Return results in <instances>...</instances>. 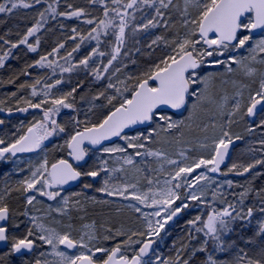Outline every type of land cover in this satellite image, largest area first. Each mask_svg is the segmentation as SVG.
I'll use <instances>...</instances> for the list:
<instances>
[{
	"label": "snow or ice",
	"instance_id": "6c2138e0",
	"mask_svg": "<svg viewBox=\"0 0 264 264\" xmlns=\"http://www.w3.org/2000/svg\"><path fill=\"white\" fill-rule=\"evenodd\" d=\"M89 3L102 8L103 18L91 17L85 9L73 8L70 3L66 4L67 11H60L61 0L0 2V14L5 15H11L18 9L42 7V10L37 11L38 18L17 42L0 36V41L8 45L7 51L0 54V68H3L5 62L12 56V50L21 45L26 46L30 53L38 52L41 42L38 34L48 23L49 17L52 20H56L57 17L66 19L88 17L83 22L92 26L87 35L80 33L75 27L71 29L74 35L69 39L76 41L79 38V42L75 43L65 56L60 57L65 64L49 59L59 55L61 49L65 48V43H59L50 52L40 55L32 64L26 65L21 70L19 75L31 76L29 69L37 67L51 69L50 75L40 76L31 84L19 85L20 89H30L31 96L38 99L36 102L25 99L24 103L27 107L17 110L27 112L30 108L38 109L43 115L10 143L0 139V162L7 163L18 153L40 149L44 141L65 132V127L57 122L56 116L62 109L74 107V93L77 88L73 87L70 91L59 95H54L53 90L64 83L63 73H71L83 68L88 70L97 81L108 80L105 90L94 96L93 100L104 97L112 108L99 122L85 123L82 130L70 135L66 141L68 155L78 163L86 162L89 150L84 145L87 142L94 148L100 146L99 151L103 154L109 156L121 154L116 157L120 167H109L108 160L101 158L98 167L81 172L67 159L57 160L50 168L45 159L34 170H30L29 177L20 181L21 187L16 191L38 193L39 196L47 197L51 201L59 197L63 207L53 208L49 205L48 213L49 215L52 212L64 214L70 198L61 196L59 190L50 189L67 185L81 176L97 178L101 173H105L103 186L97 188V192L122 197L125 200L131 198L136 204L129 206L137 213H142L140 205L155 210L151 213H142L148 223L146 232H133L128 235L117 229L113 235L112 229H107L109 235L104 236V240L114 239L115 236H127V239L111 248L93 244L97 236L91 231L74 236L71 231H58L57 228L47 226L37 217L31 216L32 226L27 229L26 234L12 238L11 253H31L39 241L46 245L50 252H41V258H37L34 264H149L144 257L154 243L150 237L159 236L168 221L190 207L189 201L208 206L218 201L224 207L220 209L212 207L206 218L197 215L188 221V241L180 244L174 260H163L160 264H264V219L258 220L253 235L241 237L246 245L256 247L255 256H249L247 251L239 249L232 261L222 262L215 255V253H230L237 247L236 241L227 239L236 231L234 226L237 223L241 224L240 231H243L252 225L255 212L264 215V189L256 192L260 197L258 207H245V200L252 191L251 188H245L240 193H232L233 200H229L224 188L225 186L229 189L233 188V181L218 183L209 175V173H221V165L225 164L229 156L230 145L234 140L226 130V126H230L233 123L232 118L240 112L243 89L247 87L238 80L224 77L239 73L244 77L252 78L258 73L253 64L264 65V0H183L184 7L180 9L182 24L186 29L183 38L168 41L163 36H156L152 39L148 44L149 48L163 43L171 49L170 54H166L158 63H154L147 71L136 77L135 84L131 87L125 81H119L123 89L111 82V75L105 77V74L114 67V62L131 55V50L127 47L129 37L134 39L138 33H147L150 29L161 25L167 27L166 13L172 8L178 9L179 6L174 0H89ZM190 8L195 9L194 15L189 12ZM257 30L262 34L260 38L255 39L253 33ZM33 37L34 43L30 42V38ZM89 41H95V46L73 63L74 53L80 52L85 42ZM134 42L138 44L139 40ZM101 45L104 47L102 48ZM240 50H246L247 55L233 54ZM135 51L140 52V48H135ZM105 57H107L106 63L103 61ZM97 60L100 61L99 64L96 63ZM57 69L61 78L49 83L56 77ZM119 71L120 68L115 67V72ZM16 78L19 79V76ZM14 82L9 81V83ZM229 83L235 89L232 95H229L224 88V85ZM38 86H42L39 92ZM108 89H114L115 94H106ZM12 95L15 96L16 93ZM113 101H117V104H113ZM46 105L51 106L45 107ZM181 110L188 112V121H193L201 114L208 117V122L197 126L205 133L210 129L213 130V135L205 136L203 141H198L195 145L204 150L206 155L193 158L182 149L178 153L180 159L177 160L163 150H154L148 146L149 143L156 142L160 132L171 134L173 130L180 134L179 137H174V142L185 143L181 131L185 121L173 119L175 112ZM258 110L264 111V72H259L258 90L249 93L246 115L254 117ZM170 111L172 114H169ZM218 119L224 122L218 124ZM3 123L4 121L0 120V124ZM76 123L78 125L80 122L76 121ZM136 125H147V128L136 135L125 134L126 129ZM260 126L264 127V120L260 122ZM217 128H219L218 134L215 131ZM251 130L250 128L249 131ZM113 137L124 140L125 146L102 145V142L110 141ZM235 139L239 140L241 137L237 136ZM260 144L264 146V140H261ZM129 149L133 151L129 153ZM134 157L145 159L137 162ZM147 158H151V162ZM152 162L157 165L155 168L152 167ZM125 165L131 166L134 174H143L147 185L146 191L139 187L138 179L136 182H128L126 178L112 176V173H123L126 177L129 169L125 168ZM256 165H264V160L257 159L253 163L239 166L242 167V171H237V174L244 175ZM237 168L238 165L234 163L228 172ZM221 174L227 175V173ZM112 180L117 182L112 183ZM90 187L91 184L84 185V188ZM209 194H211V202L206 199ZM34 202H40L36 195L26 196L27 205H33ZM75 204L78 205L79 201H75ZM23 215L27 216L28 212L25 211ZM9 217V207L0 196V222L7 221ZM149 217L157 219L153 223ZM51 223L58 224L59 221L53 217ZM15 227L19 228V225ZM134 236L144 239L134 240ZM8 239L7 225L0 224V242H7ZM132 245H139V249L129 256L126 249ZM157 260L159 261V257ZM25 264L28 262L26 261Z\"/></svg>",
	"mask_w": 264,
	"mask_h": 264
},
{
	"label": "rangeland",
	"instance_id": "374dc122",
	"mask_svg": "<svg viewBox=\"0 0 264 264\" xmlns=\"http://www.w3.org/2000/svg\"><path fill=\"white\" fill-rule=\"evenodd\" d=\"M2 2V0H0ZM70 3L73 5V8H83L87 13L91 14V17L98 18L100 15L102 8L99 5H92L89 3V0H61L60 11H67L66 4ZM175 4H178L179 8L170 9L165 16V19L168 20V26L165 27L161 25L155 29H150L149 32L145 33L143 36V40L141 44L140 51L142 54L146 55V57L151 56V49H158L159 51L170 54L171 49L161 43L159 46L153 45L152 48L148 47L151 40L156 36H163L168 41L173 39H181L183 38L186 29L182 24L183 17L181 16L180 9H183L184 4L183 0H174ZM46 6V5H45ZM42 10V7L38 6L36 9H18L11 15H3L10 19L8 23V28L5 30L7 34H5V39L17 42L23 34L26 32L27 28L32 26L37 19V11ZM189 12L194 15L195 9L190 8ZM103 14L100 15L99 18L102 17ZM88 17H81L78 19H66L64 17H57L56 20H52L49 17L48 23L45 25L44 29L38 34L40 37V45L37 53H32V55L39 56L43 52H48L51 50V44L56 43L58 39H68L69 35H74L72 32L69 33V30L66 31L68 25L76 26L79 32L86 33L89 31V25L84 23L83 21ZM191 18V17H189ZM63 25V27H61ZM262 34V33H261ZM261 34L254 36L255 39L260 38ZM1 35V34H0ZM65 40V39H64ZM30 42L34 43L35 38H30ZM79 39L76 41L68 39L65 43V48L61 49L60 54L58 56H65L67 52L71 51L75 46V43H78ZM94 47L93 44H89L87 46H82L81 51L77 53L76 59L77 61L82 58L90 49ZM8 45H4L2 41H0V54L3 51H6ZM15 52L20 55L25 54L27 52L26 46L19 47L17 51L12 50V57L15 56ZM236 55H247L246 50H240L237 53H233ZM100 63L99 60L96 62ZM7 63L5 62V66ZM4 66V67H5ZM0 68V85L4 84L5 70ZM137 67V66H136ZM135 68H129L126 70L124 74H119L115 78L111 79V82L116 84L118 87L123 89V85L119 84V81H125L129 87L132 86L133 83V74L136 70ZM253 67L257 68L258 73L255 77L248 78L244 77L242 74H234L231 77L225 76V79H235L240 81L242 84L247 85L243 89V98L241 100V110L238 112L232 119L233 123L230 126H226V130L230 132L233 138L237 137L241 134V130H245L248 124H251L248 120V124H245L244 118H247L246 115V106L248 104V96L250 92H254L258 90L259 87V72H264V65L253 64ZM223 71V69H220ZM40 76H47L45 72L42 70H38L33 76H23L20 78L21 83L27 82L25 79L28 78V82L31 84L34 80ZM131 77V78H129ZM30 79V80H29ZM14 81H17V78H14ZM108 80L106 83L99 85L94 88L87 87L86 89L74 93V100L72 109H62L61 112L56 116L57 122L65 127V132L59 133L50 137L45 142V147L39 151L38 153H34L31 155H21L19 157H12L10 162L4 163L0 162V196L3 197V202L8 205L11 209V220L9 223V228L11 229V237H22L26 234V231L29 227L32 226L30 217L35 216L38 218L40 222L45 223L47 226L55 227L58 231H71L74 236H79L83 232L91 231L97 236V240L93 241V244H99L100 246L111 248L115 246V244L120 243L121 241L127 239V236H115L114 239L104 240L103 237L109 235L107 229H112V234L114 235L117 229H120L126 232L128 235H131L133 232L140 233L146 232L148 230V223L145 220L142 213H151L155 209L145 208L140 205L142 208V213H137L133 207H130V204H136L135 201H132L131 198L128 200L123 199L118 196H108L106 193L97 192L96 189L103 186V179L105 178V173H101V176L98 179L93 180L90 177L84 176L82 184L72 190L65 189H50V190H59L61 191V196L69 197V205L67 206V210L64 214H60L57 212H52L51 215L48 213V206L51 205L53 208L63 207L62 201L58 197L55 201L48 200L47 197H41L38 193H23L22 191H16L17 188H20V181L24 180L26 177L30 176V170H34L36 166L42 163L45 159L48 161L49 168L52 163L61 158H68V148L66 146V141L70 138V135L74 134L77 131L78 127L83 128L85 123H97L104 118V116L108 113L110 107L112 105H108L107 101L104 97H101L99 100H93V97L96 96L99 92L104 91L107 86ZM73 88V86L61 84L57 86V89L53 90L54 95H59L63 92H68ZM225 90L229 95L234 94L235 89L232 87L231 83L224 85ZM3 88L0 87V120H3L4 123L0 124V139L5 140L7 143H10L14 139H16L19 135L23 134L27 127L31 126L37 120L42 118V112L38 109H29L27 112H20L17 109L27 107L24 103L25 99H32L33 102H36L38 98H33L31 96L30 90L26 94L25 97L19 94L20 88H15L13 93H16L15 96L12 94L9 95V92L2 91ZM16 90V91H15ZM108 95L115 94L114 89H108ZM129 93H124V95H128ZM71 99V98H70ZM119 99V97H118ZM115 101H113L114 103ZM51 105H46L45 107H50ZM191 105L189 104V107ZM12 111L9 112L8 110ZM99 118L93 120V118L99 115ZM172 114V113H169ZM188 112L185 111L182 115H173V119L180 121H185V126L181 129L183 132L182 139L185 143L176 144L174 142V137H179V132L173 130L171 134H166L163 132L159 133V136L156 138V142L149 143V147L154 150H163L167 152L171 158L179 160L180 157L178 153L183 149L186 151V154L193 157L198 158L200 155H206L207 153L195 147L198 141H203L205 136L211 137L213 135V130H209L207 133L200 130L197 125L208 122V117L201 114L198 118L193 121H188ZM264 120V111L258 116L255 123L251 126H248V131L251 128L250 136L244 140L243 144L237 149L235 155L230 161L229 165L221 169V173H227V175H223L221 173H209L218 183H223L226 180L233 181L234 187L229 189L225 186L224 191L228 193V199L233 200L232 193H240L245 188L252 189L253 179H250L248 176L253 173H245L244 175H238L237 171H242V167L249 163H253L255 159H258L261 156H264V146L260 145V141L264 140V127L260 126V122ZM76 121L80 123L77 125ZM95 121V122H94ZM218 124L223 123V120L218 119ZM255 124V125H254ZM147 128V127H146ZM146 128L138 129L134 132L128 133L126 135L132 136L136 135L141 131H145ZM216 133H219V128H217ZM254 133H257V138L254 137ZM168 141H172V143H168ZM210 143V140L208 141ZM126 142L122 139L118 141L105 145L104 147H112L116 145L125 146ZM129 153L133 150L129 149ZM91 159L87 165L84 166V172L90 170L93 167H98L100 163V159H107L109 167H120V163L117 162L116 157L121 154H115L109 156L107 154L101 153L99 150L91 151ZM137 162L145 159L143 157H134ZM151 162V158H147ZM237 164V170L232 172H228V169L232 166V164ZM157 165L152 162V167L155 168ZM128 168L129 171L125 177L123 173H112V176H120L121 178H126L128 182H136L139 180V187L142 190H147L146 182L143 179V174H134L131 166H124ZM259 167H256L252 170H255ZM112 183H116V180H112ZM85 184H91L92 187L84 188ZM215 187V186H213ZM256 190L252 189L249 193L248 197L245 200V207H258L260 197L256 195ZM36 195L39 203L34 202L33 205H27L26 196L27 195ZM208 201H212L211 194L206 198ZM75 201H79V204H75ZM179 204V201H177ZM190 207L182 211V216L185 213L190 212L193 209H198L200 211L199 215H204L202 212H205L204 217L206 218V214L211 211L212 207L216 209H220L224 207V205L220 204L218 201L212 202L211 206L199 204L198 202L189 201ZM27 211L28 215H23V213ZM107 216V217H103ZM181 216V217H182ZM55 217L59 223H51L52 218ZM180 217V218H181ZM153 220V223L157 219L156 217H149ZM264 219V215L260 214L258 211L254 213V218L252 220V225L248 228H245L243 231H240L241 224H236V231L229 235L227 239L234 240L237 243V247L231 250L230 253L224 254L221 259L222 262L232 261L234 257L237 255L239 249H244L247 251L249 256H255L257 254V249L253 245H246L241 239V237H248L253 235L258 220ZM19 225V228L15 227V225ZM71 225V228H69ZM85 225H91V228H85ZM172 223L168 221L165 224L164 229L160 231L159 236H152L150 239L156 241V248L153 254L145 259L149 262V264H160L161 261L164 260V253L161 250V245L166 237ZM134 240H143L144 237L134 236ZM12 242V241H11ZM139 245H132L126 249V253L131 256L135 251H138ZM11 249V243H10ZM7 250L2 255H0V259L2 260V264H25L27 261L28 264H34V261L40 257L41 252H50V249L43 245L41 242L37 241V247L33 251L32 254L17 258L15 254H12L11 251ZM63 250V249H62ZM71 254V253H69ZM159 257V261L157 260ZM52 259V257H48Z\"/></svg>",
	"mask_w": 264,
	"mask_h": 264
},
{
	"label": "trees",
	"instance_id": "16d2710c",
	"mask_svg": "<svg viewBox=\"0 0 264 264\" xmlns=\"http://www.w3.org/2000/svg\"><path fill=\"white\" fill-rule=\"evenodd\" d=\"M101 14H103V10L101 11L100 15ZM100 15L98 16V18L100 17ZM80 19H78V20H80ZM9 21H10L9 18H7L3 15H0V34H1L0 36L4 37V39H5V34H7V32H5V30L8 28L7 22H9ZM73 27H76V26L68 25V28L66 29V31L69 30V33H71V29ZM90 27H92V26L89 25V28ZM87 32L86 33L80 32V33L87 35ZM144 35H145V33L141 32V33H138L134 39L129 37L128 42H127V47L131 50V55L129 57H122V60H118V61L114 62V67L110 68L109 73H106L105 77L111 75V79H113L119 74H124L126 72V70H128L129 68H135L137 66L136 70L134 71V74H133V76H134L133 81L131 82V83H133L132 85H134L136 77L140 76L143 72L147 71L151 65H153L154 63H158L161 58H163L166 54H168V52L165 53V52L159 51L156 48L151 49L152 52H151V56L149 58L146 57V55L142 54L141 51L136 52L135 48H141L140 43H142ZM69 37H71V35L68 36V39H69ZM64 39H58L56 41V43L51 44L52 45L51 50L53 47H56L59 43H64L68 40V39L66 40V38H64ZM103 39H104V37H102V40ZM135 40H139V43L135 44V42H134ZM89 44H93L95 46V41L85 42L84 46H87ZM22 46L24 47V45H21L20 47H22ZM101 47L103 48L104 45H101ZM17 49H13V50L17 51ZM50 51H48V52H50ZM48 52H43L40 55H45ZM39 56H36V54L32 55V53H30L28 51L22 55L15 52V56L12 58H9L6 61L7 65L4 67V69H6L5 70V77L3 78L4 84L0 85V87L3 88L2 91L9 92V95H11L12 92H14L15 88H19V85L21 83L20 78L23 77V75H19L21 70L24 69L26 67V65L32 64L35 60H37L39 58ZM76 56H77V53H74V59L72 61L73 63H75L77 61ZM49 59H55L58 63L65 64V61L62 60L60 58V56H58V55L55 57H49ZM103 61L106 63L107 57L103 58ZM133 61H135V63H133ZM115 67H119L120 71L115 72ZM38 70H42V72H45V75L51 74V69H48V68L41 69V68L37 67V68L29 69L32 76ZM17 76H19V79H17L16 82L9 83L10 80L14 81V78H16ZM56 78H61V74L59 72V69H57L56 77H54L53 80H50L49 83L54 82V79H56ZM62 78L64 80V83H62V84L73 86V87L77 88L76 93L86 89L87 87L94 88V87H97V86L102 85L103 83L107 82V79H104L102 81L95 80L93 75H90L88 70H85L83 68H79V69H77L71 73H63ZM25 79L27 80V82H24V83L30 84L28 82V78L25 77ZM24 83H22V84H24ZM41 89H42V86L37 87L38 92L41 91ZM29 90L30 89H28V88L20 89L19 94L22 95L23 97H25L26 94L29 92ZM113 104H117V101H115ZM111 108H112V106L110 107V109ZM99 116H100V114L95 116L93 118V120H96L97 118H99ZM244 122H245V124H248L247 118H244ZM251 125L252 124H248V126H251ZM248 126H246L247 128L244 131L241 130V134L238 135L239 137H242L244 140L250 136V132L248 131ZM77 129H81V127H78ZM254 137L257 138V133H254ZM236 151H235V153H236ZM235 153H234V155H235ZM258 159L264 160V156H261ZM255 160H257V159H255ZM250 173H253L252 175L248 176L250 179H253L252 182H250L252 184V189H254L256 191L264 189V165H259V167L257 169L251 170ZM199 214H200V211L198 209H193L190 212L185 213L175 223H172V226L170 227V229H169V231H168V233H167L166 237L164 238V241L161 245V250L164 253L163 254L164 260H169V259L174 260L175 259L177 249L179 248L180 244L182 242L188 241V230H189L188 221L195 218V216H197ZM202 214L205 215V212H202ZM103 217H107V216H103ZM234 227L236 229V225ZM215 255L219 259L224 256V254H221V253H215ZM0 264H2L1 259H0Z\"/></svg>",
	"mask_w": 264,
	"mask_h": 264
},
{
	"label": "water",
	"instance_id": "95a60500",
	"mask_svg": "<svg viewBox=\"0 0 264 264\" xmlns=\"http://www.w3.org/2000/svg\"><path fill=\"white\" fill-rule=\"evenodd\" d=\"M259 34H261L260 30H257L256 32L253 33L254 36H255V35H259ZM170 112H171V111H170ZM184 112H185L184 110H181V111H179V112H175V114H176V115H181V114H183ZM261 112H262V111L258 110L257 113H256V115H255L254 117H249V116H247V117H248V120H249L251 123H255V121H256V119H257V116H258ZM146 127H147V125H136V126H132L131 128L125 130V134L130 133V132H133V131H136V130L141 129V128H146ZM79 130H82V129H79ZM119 139H120V138H118V137H113L110 141H104V142H102V145L105 146V145L112 144V143L118 141ZM233 140H234V143H233L232 145H230L229 156L227 157L225 164L221 165V168L226 167V166L230 163L231 158H232V155H233V151H234V149H235V148H236V147L242 142V139L236 140L235 138H233ZM44 147H45V142L42 144V146H41L40 149H37V150H35V151H33V152L18 153V154L16 155V157H17V156H20V155H30V154L37 153V152L41 151ZM84 147H86V148L89 150V156L86 157V162H79V163H78V162H76V161H75L72 157H70V156H69L68 159H67L70 163L73 164L74 167H77L78 170H79L80 167L86 165V164L89 162V160H90V158H91L90 150H98V149L100 148V146H95V148H94L93 146L87 144V142H85ZM68 151H69V149H68ZM79 171H80V170H79ZM92 179H95V180H96V179H98V177H97V178H92ZM81 183H82V176H81L78 180H76V181L69 182V184H67V185L57 186L56 188H61V189H72V188L78 187L79 185H81ZM181 215H182V212L179 213L176 217H174V218H173L172 220H170V221H171V222H175V221H176ZM10 217H11V213H10ZM10 217H9V219H8L7 221H5V222H0V224H6V225H7V224L9 223V221H10ZM151 240H153V239H151ZM153 241H154V243L152 244V247H151V249L149 250V253L144 257V259L148 258L150 255L153 254V252H154V250H155V245H156L155 240H153ZM7 245H8V241H7V242H0V249L5 248ZM31 253H32V252H31ZM23 254H30V253L25 252V253H20V254H15V255H17V256H21V255H23Z\"/></svg>",
	"mask_w": 264,
	"mask_h": 264
},
{
	"label": "flooded vegetation",
	"instance_id": "af4514ba",
	"mask_svg": "<svg viewBox=\"0 0 264 264\" xmlns=\"http://www.w3.org/2000/svg\"><path fill=\"white\" fill-rule=\"evenodd\" d=\"M87 165V164H86ZM85 166V165H84ZM84 166H82V167H80L79 168V170L81 171V172H84ZM83 179H84V176H83ZM83 179H82V181H83ZM10 223V222H9ZM8 226H9V224H8ZM8 237H9V239H8V245L6 246V248H2V249H0V255H2L4 252H6L7 250H9L10 249V243H11V241H12V237H11V229L8 227ZM35 250V249H34ZM30 254H32V253H30ZM30 254H23V255H21V256H16L17 258H20V257H24V256H27V255H30Z\"/></svg>",
	"mask_w": 264,
	"mask_h": 264
},
{
	"label": "bare ground",
	"instance_id": "6f19581e",
	"mask_svg": "<svg viewBox=\"0 0 264 264\" xmlns=\"http://www.w3.org/2000/svg\"><path fill=\"white\" fill-rule=\"evenodd\" d=\"M241 139H242V142L234 149V151H233V155H232V158H233V156H234V153H235V151L243 144V142H244V139L241 137ZM232 158H231V160H232Z\"/></svg>",
	"mask_w": 264,
	"mask_h": 264
}]
</instances>
